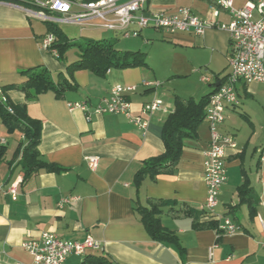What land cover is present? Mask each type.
Instances as JSON below:
<instances>
[{
	"label": "crops",
	"instance_id": "obj_1",
	"mask_svg": "<svg viewBox=\"0 0 264 264\" xmlns=\"http://www.w3.org/2000/svg\"><path fill=\"white\" fill-rule=\"evenodd\" d=\"M245 1L234 0V6L241 8ZM213 7L210 0H148L145 5L151 12L168 14L187 8L203 21L211 19ZM28 10L32 8L0 0V87L7 91L13 105L25 103L23 93L16 88L25 81L22 72L45 68L53 82H58L67 77L66 66L77 60L66 63L41 50L47 26L43 30L38 22H45ZM217 21L227 23L228 14L220 11ZM79 29L80 40H103L107 33L97 28ZM149 30L182 48L199 52L189 62L188 74L197 73L200 79L212 77V82L204 84L199 79L201 85L186 94L169 95L159 87L140 86L151 77L148 65L111 69L104 77L87 70L73 72L74 90L60 98L46 92L26 102L28 116L40 123L39 159L62 171H39L24 181L20 152L25 139L19 131L7 133L0 122V134L6 141L0 146V264H33L22 244L39 240L46 232L68 241H82L89 236L100 243V249L89 250L84 257L69 256L65 264H264V231L257 219L264 218V83L238 84L239 105L224 112L219 132L231 136L236 149L227 151L226 181L212 215L202 210L207 193L203 171L209 142L204 119L196 138L184 140L173 173L145 175L137 183L136 173L165 151L161 132L173 111L174 97L199 101L214 91L216 79L222 81L228 73L226 32L167 35L145 29L137 38L151 40ZM113 86H136L127 95L133 116L141 115L146 103L162 101L159 111L148 118L146 131L137 129L123 115H98L92 111ZM69 103H86L89 117L79 109L70 111ZM12 135L15 137L10 138ZM86 157L98 159L94 171L88 168ZM14 183L15 201L6 193ZM241 187L250 189L252 208L239 202ZM61 199L69 201L59 208ZM164 202L167 205L159 204ZM157 204L160 224L175 236L177 244L154 240L141 222L138 208L151 209ZM181 207L201 214L199 224L191 217L173 216V211ZM223 218L232 220L240 231L216 239L210 221L218 225Z\"/></svg>",
	"mask_w": 264,
	"mask_h": 264
},
{
	"label": "built area",
	"instance_id": "obj_2",
	"mask_svg": "<svg viewBox=\"0 0 264 264\" xmlns=\"http://www.w3.org/2000/svg\"><path fill=\"white\" fill-rule=\"evenodd\" d=\"M19 3L31 7L32 16L45 23H60L76 25L82 28L102 29L112 32L121 38H137L145 29H153L167 35L188 33L202 36L207 30H218L228 34L229 53L227 57L228 73L220 81L215 80L216 86L210 94L204 110L209 142L205 152L203 180L207 193L203 211L212 215L218 204V195L221 186L226 181L227 151H234L236 143L231 136L222 135L219 127L224 121V112L239 105L237 95L238 84L251 82L264 83V0H246L241 8L234 6V0H210L213 4L211 19L203 21L196 17L187 8H180L176 13L151 12L145 8L148 0H3ZM220 11L229 16L227 23H220L217 17ZM54 36L47 33L43 36L40 48L58 56L51 49ZM204 84L212 82V77L202 76ZM143 88H156L158 84L142 82ZM136 90V86H113L109 94L99 100L92 111L98 115H123L127 121L141 131H146L148 118L159 111L162 101L154 99L142 107L141 115L133 116L127 95ZM7 91L0 87V104L5 111L12 114L8 105ZM70 111L79 109L87 113L86 103H69ZM6 143L0 134V146ZM264 158V151H261ZM86 164L94 171L98 164L96 157H86ZM13 201L17 197V184H12L6 191ZM73 200V199H72ZM68 199H61L57 206L68 203ZM261 229L264 231V218L257 217ZM240 227L229 218H223L215 231L216 239L222 235L238 233ZM32 257L33 264H65L69 256L84 257L89 250H98L101 245L98 241L87 236L82 241L63 240L51 233H42L39 240H29L22 244Z\"/></svg>",
	"mask_w": 264,
	"mask_h": 264
},
{
	"label": "trees",
	"instance_id": "obj_3",
	"mask_svg": "<svg viewBox=\"0 0 264 264\" xmlns=\"http://www.w3.org/2000/svg\"><path fill=\"white\" fill-rule=\"evenodd\" d=\"M47 33L54 36L51 49L58 54V59H63L70 48L77 49V60L66 66L67 77L58 82H53L49 72L45 68L24 71L21 74L25 81L16 88L23 93L25 103L13 105L12 114L5 111L4 105L0 104V122L7 133L19 131L24 139L25 145L20 152V166L23 171V181L32 174L45 171L58 173L62 171L59 167L42 162L39 159L37 146L40 137L39 121L31 119L26 111V102L36 99L39 95L52 92L57 98L66 92L76 88L72 74L77 70H87L98 77H104L111 69H125L135 67H146V54L140 51H121L115 48L113 41L82 39L80 41H69L65 34L55 25L46 23ZM209 95L202 97L199 101L192 98L174 97L173 111L170 113L162 127L161 139L165 151L145 163L135 175V181L139 183L145 175L170 174L176 168L179 156L183 148V142L187 139H195L197 128L204 119V109L208 103ZM18 149V150H19ZM17 150V153H18ZM239 202H246L250 208V189L239 188ZM167 205V203H159ZM159 204L151 209L138 208L140 220L149 235L156 241L177 244V239L171 232L165 230L159 221ZM176 217H191L196 225L199 224L201 214L193 212L186 207L173 211ZM195 225V226H196ZM210 226L217 232V222L210 221Z\"/></svg>",
	"mask_w": 264,
	"mask_h": 264
},
{
	"label": "rangeland",
	"instance_id": "obj_4",
	"mask_svg": "<svg viewBox=\"0 0 264 264\" xmlns=\"http://www.w3.org/2000/svg\"><path fill=\"white\" fill-rule=\"evenodd\" d=\"M32 11L35 10L32 9ZM38 23L43 30L47 26L46 23ZM55 25L70 41H79L81 39V37H79L80 29L78 26L60 23H55ZM149 34L152 39L147 42L143 41L142 38L131 37L123 39L114 35L112 32L104 34L103 40L113 41L115 47L122 51H140L145 53L147 56V69L151 73V77L147 82L153 84L157 83L158 87L169 95L183 94L201 85L199 74L196 73L195 76L194 74H188L189 62H191L192 57L199 52H193L186 47L182 48L180 45H177V43H173V41L170 42L169 40L163 39L162 36L156 32L149 30ZM88 36L96 38V35L93 33H88ZM76 52L77 49L75 48L68 49L63 58L64 62L70 63L74 61L77 58L75 55ZM197 57L200 56L197 55ZM1 132L7 136L3 129H1ZM12 137L15 136H10V138Z\"/></svg>",
	"mask_w": 264,
	"mask_h": 264
}]
</instances>
